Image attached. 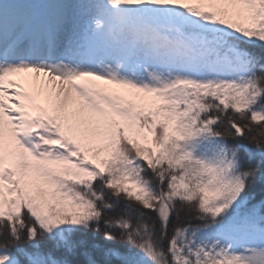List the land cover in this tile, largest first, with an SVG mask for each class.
Instances as JSON below:
<instances>
[{
	"label": "snow or ice",
	"instance_id": "6c2138e0",
	"mask_svg": "<svg viewBox=\"0 0 264 264\" xmlns=\"http://www.w3.org/2000/svg\"><path fill=\"white\" fill-rule=\"evenodd\" d=\"M0 264H264V0H0Z\"/></svg>",
	"mask_w": 264,
	"mask_h": 264
}]
</instances>
